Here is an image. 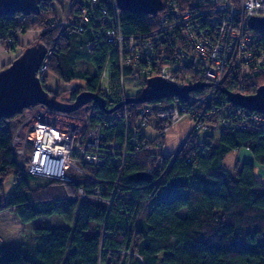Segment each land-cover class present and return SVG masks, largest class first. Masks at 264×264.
Masks as SVG:
<instances>
[{"label":"trees","instance_id":"16d2710c","mask_svg":"<svg viewBox=\"0 0 264 264\" xmlns=\"http://www.w3.org/2000/svg\"><path fill=\"white\" fill-rule=\"evenodd\" d=\"M160 1L154 15L121 10L123 33L145 36L155 31L161 13L167 9V0ZM100 2L102 6L108 5V0ZM56 3L63 5L62 0L43 1L38 15L0 17L1 43L14 51L20 46L17 38L20 34L42 30L34 43L41 42L52 55L41 81L57 98L67 95L68 102H73L83 91L100 94V71L112 53L116 77L113 89L119 90L121 70L117 52L100 43L95 30L77 27L76 15L88 0H70L71 25H55ZM91 24L99 28L94 21ZM250 33L264 47V28L250 29ZM7 39L14 41L13 46L6 44ZM26 46L22 45V50ZM81 61L91 64L94 71L77 69L76 64ZM130 71L127 65L122 68L126 79H131ZM51 76L63 83L76 80L85 83L56 92L48 83ZM139 79L142 90L147 78L139 76ZM262 84L264 74L244 79L229 75L211 100L198 104L209 89L201 84L193 91L195 106L176 97L159 98L127 104L128 116L115 120L111 119L115 115L106 114L95 102L89 103L74 114L84 116L92 125L104 124L106 142L132 138L133 131L139 128L138 113L144 105L158 109L174 104L181 113L183 109L191 111L193 121L198 119L217 130L207 135L193 130L178 151L170 155L158 152L157 148L163 147L151 138L144 149L132 151L129 147L132 153L123 163L115 162L116 154L107 153L103 165H83L95 179L91 183L64 182L29 173L19 164L20 156L12 148L26 110L12 118H3L0 121V215L11 210L24 225L0 226V264H264V181L254 173L257 164L264 166L263 122L256 124L254 119L252 122L253 112L234 107L226 92L252 94ZM109 119L112 122H107ZM154 128L160 129V123L155 121ZM139 138L146 139L145 135ZM233 151L239 155L229 170L224 160ZM244 151L253 161L241 157ZM29 157L30 154L23 158L27 162ZM138 173L147 178L134 180L132 176ZM10 176L15 177L16 185L7 197L3 183ZM182 211L186 214L182 215ZM75 213L72 228H34L36 253L27 255V223L52 215L71 222ZM124 250L134 254L125 255Z\"/></svg>","mask_w":264,"mask_h":264},{"label":"built area","instance_id":"2783aa9c","mask_svg":"<svg viewBox=\"0 0 264 264\" xmlns=\"http://www.w3.org/2000/svg\"><path fill=\"white\" fill-rule=\"evenodd\" d=\"M101 4L100 0H88V4L81 6L76 15V22L79 30H95L98 41L111 46L118 54L120 89H113L116 77L113 76L115 71L112 69V53L108 54L99 76L102 96L110 107L122 102L121 99L126 101L130 97L127 93L126 77L122 72L125 65L131 68L130 78L134 81L137 93L141 90L139 76L146 78V74L154 71L158 74L156 76L176 86L183 85L186 80L183 72L186 71L192 72L196 77L209 79L211 87L199 104L215 98L218 88L223 85L228 75L244 79L264 74V47L250 33L249 27L253 18H264V0H167V9L161 13L157 29L145 36H127L123 33L121 9L117 0H108V5ZM66 21V25H71L70 21ZM93 21L98 29L92 26ZM51 55V52L47 54L38 71L41 80L47 71ZM195 101L194 98L193 102ZM41 109L51 111L41 104L31 106L25 111L22 129L16 133L12 144L15 153L23 156L24 151L21 148L30 150L28 172L32 175L75 183L93 182L95 179L86 173L83 165H103L107 153L116 154L118 158H115V162L123 163L129 153H132L129 147L132 151L144 149L148 147L149 138L157 142L156 144H162L160 138H164V134L158 138V135L154 138L146 135V139L140 141L139 137L143 134L139 130H152L155 133L157 130L168 131L176 124V120H183L185 115L189 114L191 119V111L183 109L184 113H181L174 104L158 109L153 105H144L138 113L139 128L133 131L132 138H126L124 142H106L104 124L92 125L85 117H78V114H75V118L81 119L84 122L82 125H72L65 134L60 132V135H56L53 127L45 123L47 115H41ZM120 109L121 112L116 111L113 114L116 117L111 118L112 120L128 116L127 104L124 103ZM70 115L73 119L74 113ZM251 119L256 124L263 122L264 127L263 114L253 112ZM155 121L160 123V129L154 128ZM107 122L112 121L109 119ZM194 125L193 130L211 132V125L207 123L195 122ZM225 125L228 123L225 122ZM25 129L26 134L28 133L26 138L20 136V132ZM48 129L55 133L54 140L61 156L53 163L48 162V147L43 142ZM162 131L160 132L164 133ZM17 136L19 139L24 138L22 147L17 143ZM75 172L85 174L88 178L75 179ZM82 192L83 189L80 188L79 193ZM127 253L134 254L123 251V254ZM136 257L142 260L140 256Z\"/></svg>","mask_w":264,"mask_h":264},{"label":"water","instance_id":"95a60500","mask_svg":"<svg viewBox=\"0 0 264 264\" xmlns=\"http://www.w3.org/2000/svg\"><path fill=\"white\" fill-rule=\"evenodd\" d=\"M49 0H0V17L4 15H38L40 4ZM53 1V0H52ZM121 10L135 13L154 15L161 6L160 0H117ZM249 27L251 30L264 28V18H253ZM48 54L47 47L41 42L30 44L22 53L0 70V121L3 118H12L22 114L29 107L44 104L51 109L64 113H74L89 103L95 102L106 114H111L123 106L119 103L113 108L106 107V101L96 93L81 92L73 102H64L45 89L38 76L41 64ZM207 83H195L184 88L169 83L160 76H153L146 80V86L137 97H128L125 104H141L152 102L159 98L176 97L188 101L190 92L196 86ZM228 101L236 106L257 111L264 114V84L260 85L252 94L228 92ZM134 180H145L147 175L134 174ZM1 187V180H0ZM1 199V191H0Z\"/></svg>","mask_w":264,"mask_h":264},{"label":"rangeland","instance_id":"374dc122","mask_svg":"<svg viewBox=\"0 0 264 264\" xmlns=\"http://www.w3.org/2000/svg\"><path fill=\"white\" fill-rule=\"evenodd\" d=\"M53 1H55V0H53ZM62 2H63V5H60V4L56 3V6H55V9H56L55 11H56V14H57V22L55 23V25H58V24L66 25V23H67L66 20L69 21V18H70V15H71V11L72 10L70 9V4H69L70 0H62ZM41 31L42 30H39V29L38 30L33 29V30H29L28 32H26L24 34H21L20 42H22V45H30L31 43L33 44L35 42V39L37 38V36L40 34ZM12 41H13L12 39H7L6 40V44L8 46H13L14 41H13V43H12ZM0 43H1V41H0ZM1 45L6 50L13 52L15 54V56H14L15 58L18 57L23 51L22 49H18V47H16V50L12 51V50L8 49L6 46H4L2 43H1ZM48 53H49V51H48ZM46 57H47V55H46ZM46 57H45V59H46ZM76 67H77V69L87 70V71H90V72L94 71L93 66L91 64L85 62V61L78 62L76 64ZM47 69H48V67H47ZM45 73H47V71ZM183 73H184V76L186 77V80L183 82V85L177 86V87L184 88V87L189 86L191 84H195L198 81H203L205 83H208L209 84L208 87H211V85H210L211 82H210L209 79L203 78V76L196 77L197 75H194L192 72H189V71H186V72H183ZM156 75H158L156 71L150 72V73L146 74V78L147 77L150 78V77H153V76H156ZM173 76H175V75H173ZM228 76H227V78H228ZM48 80H49L48 83L50 84V87L53 88L56 92H61L62 90H66V89H69L71 87H76V85H81V84L85 83L82 80H76V81H74L72 83H63L55 76H51L50 79H48ZM125 83H126L127 90L129 91L130 95H137V91L134 89V81L132 80V78L131 79H126ZM99 89H100V86H99ZM239 93H241V92H239ZM100 94H98V95H100L103 98L101 90H100ZM243 94H247L248 95V93H243ZM206 95H207V93L205 94V96ZM204 97H202L201 99H204ZM66 98H67V95H64L62 97V99H60V98H58V99H60L61 101H64V102H68V101H66ZM194 98H195V94L192 91V92H190V97H189L188 101H190V103L193 104V105H194V103H193V99ZM120 101H122L123 104L125 103V100H123V99H121ZM119 103H121V102H119ZM41 105L45 106L47 108V110H51V111L46 112V111L41 109V115H44V116L47 115L45 117L44 121H45V123H48L47 124L48 126L53 127L52 129L55 131L56 135H60V132H61V134H65L66 132H68L70 130L71 127L79 126V125H82L84 123L81 119L75 118V116H77L75 114H74L73 119H72L71 118L72 115H70L71 113H64V112H61V111H56L54 109L49 108L48 106H46L44 104H41ZM116 105H114V106H116ZM114 106L110 107L106 103V107L107 108L109 107V109L113 108ZM233 106L235 107L236 105H233ZM240 108L243 109V110L245 109V108H242V107H240ZM118 110H116V111H118ZM245 110H249V109H245ZM212 111L215 112L216 110H212ZM250 111L257 112V111H253V110H250ZM115 112H113V113H111L109 115H113ZM80 116H82V115H79L78 117H80ZM239 116L241 117V115H239ZM83 117L84 116H82V118ZM184 117L185 118L183 120H180V119L176 120L174 122V124L175 123L176 124L174 126L172 125V127L168 131L160 130V131H162L164 133H161L160 131L158 132V130L156 131V133H155V131L152 132V130H145V129L144 130H139V131H140L141 134L145 135V138H146V135H148L149 137H152V138H154L156 135H158L157 136V138H158V137H160V136H162L164 134L165 137L164 138L163 137L160 138V141L162 142V144L161 145L158 144L159 146H162L163 148H157V151L158 152H164L165 155H170V154H167V153L170 152L169 149H172V152H173L172 154H174V153H176L178 151V149L180 148L182 143L189 137L190 133L193 131L194 126H195L194 123L195 122H200L198 119H197V121L196 120L193 121L192 119H190L189 118V114L185 115ZM192 117H194V115ZM241 118L244 119V117H241ZM17 121L18 120H16V122ZM182 121H186L187 126H184V131H183L184 134H182L181 137H178L177 128H178V125ZM22 124L20 125L19 129L17 130V132L20 130V128L22 129ZM210 127H211L210 131L213 132V134L215 132H217V130L215 129L214 125H211ZM16 133L14 135V138L16 136ZM172 133L174 134V137H175V139H174L175 145H173V147L166 146V143L169 140V136ZM20 134H21L20 136L28 137V133L26 134V129L24 131L22 130L20 132ZM205 134L207 135L208 132H206ZM14 138H13V140H14ZM23 139H21V138L19 139V137L17 136L16 140H17V143L19 144L20 147L23 146ZM12 144H13V142H12ZM12 148H13V145H12ZM21 149L24 151L23 156L17 155L16 153L15 154L17 156H20L19 159H18L19 164L21 166H23V167H26L27 171H29L28 170V168H29V160L26 162L25 158H23V157L27 158V155L30 154V150L29 149H25V148L24 149L21 148ZM243 149L245 150V148H243ZM13 150H14V148H13ZM248 151L251 154H253L250 151V149H248ZM14 152H15V150H14ZM129 155H131V153H129ZM238 155L239 154H238L237 151H233V152L227 154V156L225 157V160H224V164H225L227 169L232 170L233 165H234L235 161L237 160ZM243 155H244V152L241 153V157H243ZM254 173H255V177L256 178L264 181V166L263 165L257 164L255 166ZM87 178H88V176L85 175V174L76 173V176H75V179H79V180H84V179H87ZM64 182H66V181H64ZM15 185H16V183H15V177L14 176H10L8 179H6L4 181V183H3V191H4V193L6 194L7 197H10L11 193L15 189ZM0 191H1V188H0ZM146 213L147 214L149 213V208L146 209ZM181 214L182 215L186 214V211H182ZM16 217L17 216L11 210L5 211L4 213H2L0 215V226L15 225V224L16 225H24ZM76 217H77V213H75V219H73L70 222V221H67L65 218H63L62 216H58V215L42 216V217H38L35 220L27 223L25 225L26 230H27L26 242H25V251H26L27 255L31 256V255H35V253H36L37 243H36V239H35L34 228H36V227H70V228H72L75 225Z\"/></svg>","mask_w":264,"mask_h":264},{"label":"crops","instance_id":"0c3cea01","mask_svg":"<svg viewBox=\"0 0 264 264\" xmlns=\"http://www.w3.org/2000/svg\"><path fill=\"white\" fill-rule=\"evenodd\" d=\"M18 38V41H19V45L18 46V49H22V42H20V38H21V34L17 37ZM15 54L11 51H8L6 50L0 43V70L2 68H4V66L8 65L11 61H13V59L15 58L14 57ZM184 126H187V123L186 121H182L179 125H178V128H177V133H178V137H181L184 131ZM175 137H174V134L172 133L170 136H169V140L168 142L166 143V146H170V147H173V145H175V141H174ZM165 146V147H166ZM169 148V147H168ZM170 152L167 153V154H172V149H169ZM245 152V151H244ZM243 158L247 159V160H250V161H253V158L251 157V155L247 152L244 153L243 155Z\"/></svg>","mask_w":264,"mask_h":264},{"label":"bare ground","instance_id":"6f19581e","mask_svg":"<svg viewBox=\"0 0 264 264\" xmlns=\"http://www.w3.org/2000/svg\"><path fill=\"white\" fill-rule=\"evenodd\" d=\"M132 97H137V96H132ZM54 135H55L54 131L48 129L47 136L44 138L45 140L43 139V142L45 141V145L48 147L47 154H48V162L50 163H53L54 160H59L61 157L59 153V147L57 146V143L54 140Z\"/></svg>","mask_w":264,"mask_h":264},{"label":"flooded vegetation","instance_id":"af4514ba","mask_svg":"<svg viewBox=\"0 0 264 264\" xmlns=\"http://www.w3.org/2000/svg\"><path fill=\"white\" fill-rule=\"evenodd\" d=\"M44 2H47V1H44Z\"/></svg>","mask_w":264,"mask_h":264}]
</instances>
